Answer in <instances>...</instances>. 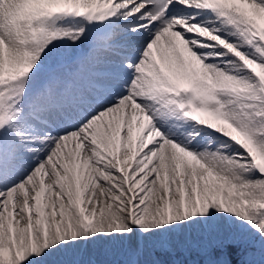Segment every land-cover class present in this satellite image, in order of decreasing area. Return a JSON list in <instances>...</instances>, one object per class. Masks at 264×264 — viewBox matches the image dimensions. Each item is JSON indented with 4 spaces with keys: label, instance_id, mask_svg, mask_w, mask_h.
<instances>
[{
    "label": "snow or ice",
    "instance_id": "obj_1",
    "mask_svg": "<svg viewBox=\"0 0 264 264\" xmlns=\"http://www.w3.org/2000/svg\"><path fill=\"white\" fill-rule=\"evenodd\" d=\"M0 264H264V0H0Z\"/></svg>",
    "mask_w": 264,
    "mask_h": 264
},
{
    "label": "bare ground",
    "instance_id": "obj_2",
    "mask_svg": "<svg viewBox=\"0 0 264 264\" xmlns=\"http://www.w3.org/2000/svg\"><path fill=\"white\" fill-rule=\"evenodd\" d=\"M69 151H71V146H69Z\"/></svg>",
    "mask_w": 264,
    "mask_h": 264
}]
</instances>
